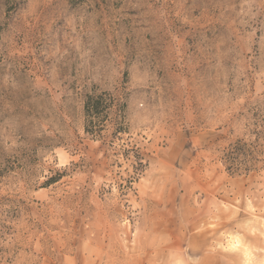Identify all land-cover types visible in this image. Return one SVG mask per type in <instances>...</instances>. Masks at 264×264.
<instances>
[{"label": "rangeland", "instance_id": "rangeland-1", "mask_svg": "<svg viewBox=\"0 0 264 264\" xmlns=\"http://www.w3.org/2000/svg\"><path fill=\"white\" fill-rule=\"evenodd\" d=\"M0 264H264V0H0Z\"/></svg>", "mask_w": 264, "mask_h": 264}, {"label": "trees", "instance_id": "trees-1", "mask_svg": "<svg viewBox=\"0 0 264 264\" xmlns=\"http://www.w3.org/2000/svg\"><path fill=\"white\" fill-rule=\"evenodd\" d=\"M102 94H97V95H88L87 96V101L85 104V112L88 117V124L85 127V131L90 133V134H95L98 135L100 134L101 130L100 128H96L94 124L95 118L99 117H106L108 116V108L111 106L110 103H106L105 99L103 98ZM239 154H242V148H239Z\"/></svg>", "mask_w": 264, "mask_h": 264}]
</instances>
